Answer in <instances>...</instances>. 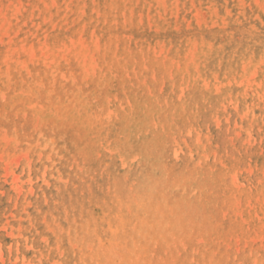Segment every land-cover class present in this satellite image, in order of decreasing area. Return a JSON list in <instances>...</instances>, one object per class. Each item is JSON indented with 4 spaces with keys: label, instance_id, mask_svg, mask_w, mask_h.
I'll return each instance as SVG.
<instances>
[{
    "label": "rangeland",
    "instance_id": "rangeland-1",
    "mask_svg": "<svg viewBox=\"0 0 264 264\" xmlns=\"http://www.w3.org/2000/svg\"><path fill=\"white\" fill-rule=\"evenodd\" d=\"M0 264H264V0H0Z\"/></svg>",
    "mask_w": 264,
    "mask_h": 264
},
{
    "label": "bare ground",
    "instance_id": "bare-ground-1",
    "mask_svg": "<svg viewBox=\"0 0 264 264\" xmlns=\"http://www.w3.org/2000/svg\"><path fill=\"white\" fill-rule=\"evenodd\" d=\"M254 98V97H253ZM58 104V103H57ZM178 153V152H177ZM19 158V157H18ZM18 161V160H17ZM64 196V195H63ZM54 224V223H53ZM19 232V231H18Z\"/></svg>",
    "mask_w": 264,
    "mask_h": 264
}]
</instances>
